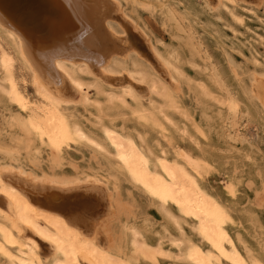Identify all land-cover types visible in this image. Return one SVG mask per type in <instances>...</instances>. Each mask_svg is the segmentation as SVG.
I'll return each instance as SVG.
<instances>
[{
  "label": "bare ground",
  "instance_id": "1",
  "mask_svg": "<svg viewBox=\"0 0 264 264\" xmlns=\"http://www.w3.org/2000/svg\"><path fill=\"white\" fill-rule=\"evenodd\" d=\"M219 2L243 23L228 7L238 0ZM172 8L159 11L181 36L185 16ZM115 14L128 21L117 0H0V97L12 107L3 109L0 128L3 264H264L250 242L258 218L237 202L240 169L218 160L207 132L177 100L173 74L181 73L173 53L154 51L170 85L135 49H124L131 44ZM188 31L186 43L194 47ZM211 74L226 93L219 120L228 127V139L248 142L241 131L242 102L219 83L215 70ZM260 76L252 75L244 93L264 114V72ZM77 105L88 113L82 121L98 132L75 115ZM129 120L135 123L131 130ZM62 140L89 152L91 174L80 173L62 152ZM66 164L77 175L58 173ZM104 167L147 195L176 234L165 227L152 241L144 230L125 224L122 236L105 247L100 233L110 214L99 209L107 194ZM76 189L89 195L70 201L62 193Z\"/></svg>",
  "mask_w": 264,
  "mask_h": 264
},
{
  "label": "rangeland",
  "instance_id": "2",
  "mask_svg": "<svg viewBox=\"0 0 264 264\" xmlns=\"http://www.w3.org/2000/svg\"><path fill=\"white\" fill-rule=\"evenodd\" d=\"M117 1L120 2L128 21L122 18L120 20V16L115 14L116 21L127 30V37L132 45L124 49H135V52L166 78L167 84H170V78L160 70L154 51H158L157 53L163 57H166L169 52L173 53V63L181 73L180 75L175 72L173 74L176 80L172 87L175 95L178 94L176 98L205 133L207 132V144L213 147L218 160L228 161L230 167L236 165L240 169L238 171L242 176L240 175L237 202L240 208L252 210L253 215L258 218L259 229L256 236L250 238V242L261 255H264V114L258 105L247 99L244 93L245 89L250 88L252 84V75L261 77L260 74L264 72V0H238L235 6L228 3L229 9L244 20L241 24L234 21L229 10L221 5L220 0H140V5L132 4L130 0ZM149 2L154 6L148 9ZM164 5L173 7L172 9L177 13L180 12L179 15L185 16L184 25H186H183L185 29L180 33L181 36H178L174 22H168L160 14L159 9ZM154 7H156L155 10ZM131 24L135 25L136 30ZM189 27L194 36V47L186 43V38L190 34ZM229 61H233L232 66L235 68L231 67ZM214 70L218 73L219 83L233 95L235 94L234 96L243 104L245 119L243 118L244 124L241 131L248 142H234L227 137L228 127L227 125L223 127L219 120V113L225 114V109L219 101L226 93L215 84L211 74ZM253 83L256 86L261 84L260 81ZM28 86L29 94L33 99L34 91L30 83ZM201 86L205 88L204 92ZM142 87L145 86L142 85ZM5 108L12 107L8 105L5 98L0 97V128L2 111ZM72 111L81 121L84 120L83 118H88V113L81 105L75 106ZM246 111L248 115L245 114ZM173 116L176 122L183 123L178 115L176 117V114H173ZM115 120L114 123L121 126L122 120L120 118ZM83 123L92 131L98 132L85 121ZM134 124L131 120L127 122L130 130L135 126ZM4 136L5 133L3 138L6 137ZM152 137L153 134L149 135V139ZM35 138L40 139V135L36 133ZM182 145L186 149L191 147L187 140H183ZM59 147L62 152L68 153L67 157L79 168L80 173L91 171L89 164H93V161L87 162L90 159L87 150H81L80 153L65 140L61 141ZM248 157L251 159L249 160ZM62 171L68 176L77 175L73 166L68 164L64 165L58 173ZM35 172L42 174L40 170H35ZM102 175H104L102 182L106 183L105 192L107 194L99 209L101 211L104 209V216L110 214L108 222H104V225L106 223L104 231L100 233L101 242L104 241L105 247L112 245L113 240L122 236L125 224H134L144 230L152 241L159 239L165 227H169L171 232L176 234L174 228L166 222L157 206L147 195L132 187L124 179L117 177L108 167H104ZM211 182V185H216L214 178H211ZM77 189L62 193L68 195L67 198L70 201L78 200L81 195H89L84 190ZM109 207L111 212L110 210L107 212ZM188 235L191 236L189 231ZM4 262L5 260L0 258V264ZM162 264L176 263L163 260Z\"/></svg>",
  "mask_w": 264,
  "mask_h": 264
}]
</instances>
